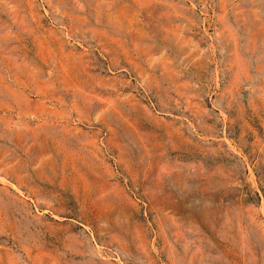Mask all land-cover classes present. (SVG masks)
I'll return each instance as SVG.
<instances>
[{"label": "rangeland", "instance_id": "rangeland-1", "mask_svg": "<svg viewBox=\"0 0 264 264\" xmlns=\"http://www.w3.org/2000/svg\"><path fill=\"white\" fill-rule=\"evenodd\" d=\"M0 264H264V0H0Z\"/></svg>", "mask_w": 264, "mask_h": 264}]
</instances>
